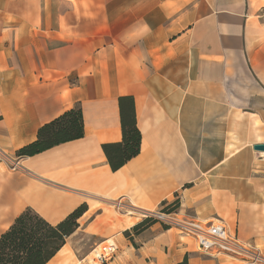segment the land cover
I'll return each instance as SVG.
<instances>
[{
    "label": "crops",
    "instance_id": "1",
    "mask_svg": "<svg viewBox=\"0 0 264 264\" xmlns=\"http://www.w3.org/2000/svg\"><path fill=\"white\" fill-rule=\"evenodd\" d=\"M264 0H0V234L26 208L50 224L80 204L77 229L46 264H249L204 254L142 215L223 224L264 257ZM131 96L139 153L117 171ZM79 108L84 134L31 156L38 129ZM117 203H120L117 205ZM129 233V237L124 235ZM264 264V263H256Z\"/></svg>",
    "mask_w": 264,
    "mask_h": 264
},
{
    "label": "trees",
    "instance_id": "2",
    "mask_svg": "<svg viewBox=\"0 0 264 264\" xmlns=\"http://www.w3.org/2000/svg\"><path fill=\"white\" fill-rule=\"evenodd\" d=\"M121 141L101 145L112 171L120 169L140 151L141 134L136 126L134 101L131 96L118 98ZM84 134L81 110L70 109L42 125L35 141L21 147L16 155L31 156L60 143L79 139ZM176 207V202H174ZM80 204L64 219L50 224L30 208L23 210L12 224L0 234V264H46L63 247L66 238L78 227V219L86 211ZM155 220L146 218L133 226L139 233ZM124 235L129 237L128 232ZM179 264H187L183 261Z\"/></svg>",
    "mask_w": 264,
    "mask_h": 264
},
{
    "label": "built area",
    "instance_id": "3",
    "mask_svg": "<svg viewBox=\"0 0 264 264\" xmlns=\"http://www.w3.org/2000/svg\"><path fill=\"white\" fill-rule=\"evenodd\" d=\"M18 159L19 157H15L11 160L12 168L18 165ZM146 218L159 221L167 229L177 230L181 236L191 240L204 254L225 255L229 258L249 261V264L264 263V257L258 254L253 247H247L239 242L223 224L178 217L174 203L165 206L164 209L143 214L141 220ZM105 243L99 244L91 251L92 260L98 264H106L116 255V246L110 242Z\"/></svg>",
    "mask_w": 264,
    "mask_h": 264
},
{
    "label": "rangeland",
    "instance_id": "4",
    "mask_svg": "<svg viewBox=\"0 0 264 264\" xmlns=\"http://www.w3.org/2000/svg\"><path fill=\"white\" fill-rule=\"evenodd\" d=\"M102 244H106V243H102ZM92 257H93V254L90 253V255L88 256V258L86 259V262L83 263V264H98L97 262H95V260H92Z\"/></svg>",
    "mask_w": 264,
    "mask_h": 264
},
{
    "label": "water",
    "instance_id": "5",
    "mask_svg": "<svg viewBox=\"0 0 264 264\" xmlns=\"http://www.w3.org/2000/svg\"><path fill=\"white\" fill-rule=\"evenodd\" d=\"M253 148H254L255 150L262 151V150H264V143L256 144V145L253 146Z\"/></svg>",
    "mask_w": 264,
    "mask_h": 264
},
{
    "label": "bare ground",
    "instance_id": "6",
    "mask_svg": "<svg viewBox=\"0 0 264 264\" xmlns=\"http://www.w3.org/2000/svg\"><path fill=\"white\" fill-rule=\"evenodd\" d=\"M109 242V241H108ZM102 244V243H101Z\"/></svg>",
    "mask_w": 264,
    "mask_h": 264
}]
</instances>
